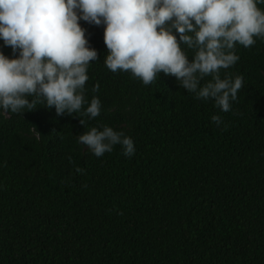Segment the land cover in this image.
<instances>
[{
    "label": "trees",
    "instance_id": "16d2710c",
    "mask_svg": "<svg viewBox=\"0 0 264 264\" xmlns=\"http://www.w3.org/2000/svg\"><path fill=\"white\" fill-rule=\"evenodd\" d=\"M78 23L97 51L85 100L101 112L0 109V264H264V37L236 43L238 61L220 70L243 77L225 113L171 74L145 85L112 72L104 25ZM0 52L19 54L2 40ZM102 126L131 137L134 154L96 157L78 142Z\"/></svg>",
    "mask_w": 264,
    "mask_h": 264
},
{
    "label": "clouds",
    "instance_id": "9594fccd",
    "mask_svg": "<svg viewBox=\"0 0 264 264\" xmlns=\"http://www.w3.org/2000/svg\"><path fill=\"white\" fill-rule=\"evenodd\" d=\"M258 4L264 0H0V40L13 53L19 50L14 58L0 52V109L20 115L42 103L59 116L74 115L87 104L83 116L100 115L99 98L88 103L84 96L89 61L97 60L78 23L85 21L104 25V63L112 72H131L145 85L159 72L171 74L195 98L229 112L243 77L221 78L220 70L238 61L236 43L247 48L254 37H264ZM181 45L194 50L190 59ZM206 76L210 79L201 84ZM211 120L223 124L218 115ZM79 123L84 127L83 119ZM78 142L96 157L115 145L125 156L135 152L133 139L109 126L92 127Z\"/></svg>",
    "mask_w": 264,
    "mask_h": 264
}]
</instances>
